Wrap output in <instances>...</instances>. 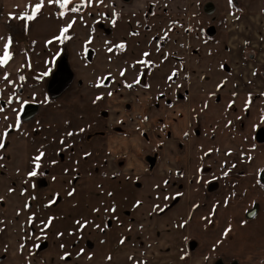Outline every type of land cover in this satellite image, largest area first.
Wrapping results in <instances>:
<instances>
[{"label":"rangeland","instance_id":"rangeland-1","mask_svg":"<svg viewBox=\"0 0 264 264\" xmlns=\"http://www.w3.org/2000/svg\"><path fill=\"white\" fill-rule=\"evenodd\" d=\"M207 4L213 6V13ZM90 9L76 12L69 22L40 18L15 35L19 53L32 55H27L26 71L46 69L57 47L68 46L76 80L64 107L53 113L52 129L44 126L32 132L30 121L15 130L17 103L35 100L39 81L36 85L25 82V92L18 100L17 95L0 98V133L7 129L10 140L7 147L0 148V264H187V259L189 264L190 260L207 261L218 256L241 264L264 263V187L257 183L258 171L264 167V139L257 140L260 128L264 131V98L251 97L246 108L249 96L233 95L235 89L241 91L245 78L264 89V78L254 75L253 68L242 78L244 69L236 72V66L231 73V65L226 64L234 66L248 44L261 51L260 60L264 61V0H161L157 13L148 20L143 12L116 11L111 5L103 15L100 9ZM237 10H244V15L238 18ZM69 23L72 27L64 33L68 38L54 39ZM210 24L215 25L216 32L210 34L215 36L206 38L203 30ZM121 43L123 48L118 47ZM167 50L170 55L163 52ZM145 52L150 55L143 56ZM174 55H182L183 63L168 59L163 64ZM138 61L157 65L149 76L147 93L146 63ZM172 72L177 75L172 76ZM142 80L145 84L140 86ZM180 80L179 89L172 90L173 85L160 98L163 84ZM131 83L136 84L135 89L143 88L128 90L133 89L127 86ZM219 83L224 90L216 88ZM102 88L114 95L105 104L104 99L92 104L86 96L97 95ZM190 90L193 98L168 112V121L182 123L183 129L188 110L193 121L189 138L183 139V147L175 152V163L167 154L162 158L165 163L151 168L147 164L146 169L142 159L152 144L143 152L134 149L146 140L141 135L132 150L144 168L127 169L129 162L124 155L113 163L117 155H108L106 150L107 143L115 140L96 134L105 117L118 124V129L103 126V133L123 130L124 146L117 147L123 151L146 125L156 134L162 131L158 119L165 99L183 101L192 94ZM40 95L38 101L42 100ZM134 97L140 98L135 101ZM155 97L158 100L146 107ZM9 99L15 100L12 107ZM148 108L151 119H144ZM137 113L142 116L139 120ZM95 116L103 118L90 122ZM63 124L67 137L64 150L60 149ZM197 125L201 133L196 137L193 129ZM156 149L164 150V144ZM40 151L45 156L37 168L33 160ZM60 151L64 152L62 158ZM158 151L152 154L155 159ZM104 164L106 168L99 170ZM30 171L37 175L29 177ZM255 200L261 201L262 210L256 219L248 221L244 212ZM137 201L141 203L137 205ZM84 222L87 224L82 228ZM192 240L197 242L194 250L190 248Z\"/></svg>","mask_w":264,"mask_h":264},{"label":"flooded vegetation","instance_id":"flooded-vegetation-1","mask_svg":"<svg viewBox=\"0 0 264 264\" xmlns=\"http://www.w3.org/2000/svg\"><path fill=\"white\" fill-rule=\"evenodd\" d=\"M161 0H111V3L109 2V5L112 6L113 9H116V11H121V12H124L125 10H136V11H139V12H143L145 15H146V20L148 19H151L152 16H154L156 13H157V7L159 5V2ZM87 3V0H73V2L68 6V9L72 8V7H79V11L78 12H82L84 13V11H87V10H91L90 9V6L89 4H86ZM136 6V8L134 7ZM210 6L212 8H210ZM139 8V9H137ZM208 10L210 9L209 12L213 13V11L215 10L213 8V6L211 4H207V7H206ZM205 8V9H206ZM235 10L239 7H234ZM206 9V10H207ZM63 11L66 12V14L63 16H67L69 14H72V16L76 17V12L73 13L71 12L70 10H66L64 9ZM242 10H237L238 14V18H239V15L243 14V12H240ZM102 15L105 13V11L101 12ZM131 13H134L133 11H131ZM138 13V12H136ZM236 15V14H234ZM250 16V15H248ZM226 20L228 21V24L229 23V17H226ZM68 22H69V19H68ZM242 22V21H241ZM228 31H232V29H228ZM211 32H216V28H215V25L214 24H210L207 28H205L203 30V34L206 36V38H210V37H214L215 35H210ZM264 33V32H263ZM62 39L64 40V38L62 37ZM66 43V41H65ZM65 45V44H63ZM161 47L163 50H165V46L163 43H160ZM230 46H231V41H230ZM262 46H264V43L262 44ZM227 44L225 45V48H227ZM229 48V47H228ZM239 49V48H238ZM258 48H256L254 45L252 44H248V46L244 47L242 49V58H236L234 61L236 62V64L233 66V64H229V62H226V64L229 67L230 69V72L232 73L233 70L232 68L234 67L235 69L236 66L238 67V69L236 70V72L238 71H242V69H244L242 72H241V77L242 78H245V75L244 74H247V72H249V70H252V73L255 72V74H257L258 76L264 78V65L262 64V62L264 61H261L260 60V54H261V51L258 53ZM164 53H166L167 55H170L168 50L167 51H163ZM53 53H57L55 56H53L52 58V63L49 65V67H47L46 69H42V68H33V69H29L26 71L24 67V70L22 72V74L20 76H18V81L16 82V84L14 85L15 89L11 92H8L6 95V98H11L13 97V95H17V98L15 100H18V96L20 94H23L25 91H24V88L25 87V82H29V83H34L35 85L38 84V81L40 82V85H36V87H38V89L40 90V92H35L34 96L36 97L35 100H26L27 103H24L25 101L23 100H20L17 105L19 106V109H17V113L19 115V118H20V126L19 128L22 126V124H25L27 122H32L33 125L31 126V129H32V132L34 131H38L39 129L43 130V127L44 126H47L48 128L52 129V125H51V118H53L54 116H56L55 114H53L54 112H58L60 110V108H63L64 107V103L67 102L66 97H67V94L68 92L70 91V89L74 86L75 84V80H76V75H75V72L74 70L72 69V62H73V57L71 55V49H68V46H65V47H57V51L56 52H53ZM31 53H27L24 58H25V66H26V61H27V64H29V56L27 57V55ZM166 55V56H167ZM176 56V58L174 57ZM173 57L170 56L169 58H167L163 64H166L169 60L168 59H171L173 61H176L178 60V64L179 62H182L183 63V60L181 58L182 55H174ZM32 57V55H31ZM164 57V56H163ZM257 61V62H256ZM256 62V63H254ZM181 63V64H182ZM185 65V64H184ZM182 66V65H180ZM157 68V65L154 64V62H151V63H146V93L148 92L147 89H149L150 91V85L148 83L149 81V76L151 75V72H153V69L155 70ZM150 69V70H149ZM48 73L47 75H44V73ZM173 73V72H172ZM177 73V72H176ZM24 77V79H20V77ZM74 76V80L68 85V83L70 82V78ZM144 77V76H143ZM32 81V82H31ZM142 84L140 86H143L145 83H143V80L141 81ZM245 84H242L240 86L241 91L239 90H234L233 92L235 94L238 95V93H243L245 95H251V97H256V98H259V97H263L264 98V89H259L256 84V82L252 83V82H248V79L245 78ZM147 83H148V87H147ZM181 80L179 82H176L175 84H172L171 82H166L165 84L162 85L160 91L161 93L162 92H166L167 90H171L172 86L174 85L175 88H173L172 90L174 89H179V88H176V86L180 85ZM132 85V88L133 89H128V90H134V91H137L139 90L140 88H143V87H140L139 89H135L134 87L136 86V84L134 83H131ZM218 85H222L221 83H219ZM217 85V86H218ZM225 85V83H224ZM216 86V88H218ZM43 87V88H42ZM222 89L220 90H224L223 88V85L221 86ZM220 88V87H219ZM105 88H102V89H98L99 90V93L97 95H101L102 96V100L104 99V104L106 103V101L108 100V97H111V95H114V93H112L110 96L108 94H106L103 90ZM118 90V89H117ZM119 91V90H118ZM183 92H187L186 90H184ZM189 92L192 93V90H190ZM122 92H119V97L121 95ZM42 94V100L41 101H38V97ZM106 94V96H104ZM117 94V91L116 93ZM97 95H93V96H86L87 98L90 99L91 103L92 104H95L97 103L98 104V101L94 98L96 97ZM151 95V94H150ZM165 94L162 93L160 94V98L164 96ZM217 95V94H216ZM4 95H2L0 98H4L3 97ZM118 96V95H117ZM178 96V94H177ZM193 98V93L192 94H189V95H186L185 100L183 101H180V102H174L175 100H169V99H165V107L164 109L165 112H164V109H163V112H160L161 114H159V119L158 117H156L159 122H162L161 124V127H162V131L158 132V134L155 133V131L153 130H142L140 131L141 132V137L144 139V137H146V142L147 143H151L152 144V147L150 148V150L146 153V156L145 157H148V160H146L147 164H148V168H151V165H155V164H159V163H165V160H162V158H165L167 154H169L170 156V159H168L171 163H175L176 162V158L178 155L175 154V152H177V149L179 150L180 148L183 147V144H182V140H187L190 136V133L192 132V128H193V125H191V122H193L189 116V110H188V115H187V126L185 129L181 128V125L182 123H178L177 121L175 122H169L168 121V112L171 110V109H174L175 108V105L176 104H185L187 101H189L188 98ZM105 97V98H104ZM216 97H221V95H217ZM140 98V97H134V100L137 101V99ZM12 101V103H10L11 107L13 106V103L15 102ZM155 100H158V98H153L151 100V102H148L146 103V107H150V105L152 104L153 101ZM95 101V102H94ZM36 104V108H37V112L34 116H32V118L30 119H23V111H24V108L27 104ZM127 106V105H126ZM177 106V105H176ZM181 106V105H179ZM122 107H125L124 105H122ZM128 107V106H127ZM7 108V107H5ZM150 108H148L146 110V113L147 114H144L143 115V118L145 119V117H147L148 119H151V114L148 113V110ZM160 110V108H159ZM65 109H63V113H62V119L64 120L66 118V116H64L63 114L65 113ZM138 117L136 116V118L139 120L140 119V113H137ZM181 113H178V117H181ZM101 116H95V117H91V120L90 122H96L97 120H99ZM142 117V116H141ZM103 118V117H101ZM175 118V116L173 117ZM89 119V117H88ZM111 118H108V117H105L104 118V121L102 122L100 128H99V131L101 130V132H96L99 133L98 135H101L103 139H107V138H111V136L115 133H112V134H108L107 132L103 133V129L105 127H110V129L114 128L115 125H118V124H113V123H110L109 120ZM143 119V120H144ZM146 121V120H144ZM201 119L197 117L196 119V122L197 123H200ZM87 126H89V123H86ZM117 129H118V126H115ZM261 127V126H260ZM198 125L194 127L193 131L194 133L196 134V137L197 135H199L201 133V131L198 129ZM9 129H13V128H9ZM18 129L17 127L15 128V130ZM65 129H66V125L63 124V137L66 136L65 135ZM86 129V128H85ZM85 129H84V133H85ZM120 131V130H118ZM165 131H166V135L165 136ZM27 132V129L22 132L20 131L17 135H22L24 133ZM120 132H123V130H121ZM182 133L181 137H179V134ZM9 133V132H8ZM11 133H15V131H12ZM95 133V132H94ZM187 133V135H185ZM163 137V138H162ZM202 137H204V135H202ZM21 138V136L19 137ZM165 139V140H164ZM264 139V131H263V128H260L258 134H257V140H263ZM64 140V143L62 145V148L60 149H65V147L67 146L66 143V140H67V137H64L63 138ZM145 140V139H144ZM153 140V141H152ZM161 142V143H160ZM10 143V140H8L7 138H5L4 140V147H7ZM59 143V142H58ZM164 144V147H165V152L164 150H160L158 151V149H156L159 145L161 144ZM107 145H109V143H107ZM3 147V148H4ZM1 148V149H3ZM109 148V146H108ZM110 150L111 148H109V150H106V154L109 155L110 153ZM158 151V158L155 159L154 157H152V154H154L155 152ZM59 156L62 158L64 156V152L60 151L59 152ZM122 156V155H120ZM119 156H116L115 158H113V163L116 161L114 159L118 158ZM62 160V159H61ZM178 165L179 167L181 166V161H179V164L177 163V170L179 172V169H178ZM106 166L105 164L104 165H101V167L99 168L100 169H105ZM261 170H264V167L260 168V170L258 171V180H260V183L259 185H264V171H261ZM215 183V182H213ZM264 187V186H262ZM231 201V200H230ZM257 205V212L256 214L254 215V217H251V218H248L247 217V213L250 211V210H253L255 208V206ZM262 210V203L261 201L259 200H255L250 206L249 208H247L245 210V218L250 221V220H254L258 217V215L260 214ZM255 213V212H254ZM197 245V242H195L194 240H192L190 242V248L191 250H194L193 246L196 247ZM215 260V264H241L235 260H232V261H227L225 259V256H218V257H213V262ZM188 261V259H187ZM264 264V263H262Z\"/></svg>","mask_w":264,"mask_h":264},{"label":"crops","instance_id":"crops-1","mask_svg":"<svg viewBox=\"0 0 264 264\" xmlns=\"http://www.w3.org/2000/svg\"><path fill=\"white\" fill-rule=\"evenodd\" d=\"M37 2H39V0H0V37L5 38L4 40H0V55H2L3 53V45L6 42L7 38L11 37L13 41L12 46L10 48V51L13 53V58L5 66H0V97L2 95H6L8 92H11L15 89L14 85L18 81V76L22 74L25 67L24 56L26 55V53H22V52L19 53V51L16 49L15 46V35L17 34V31L26 29L28 25L32 24V22L40 18H48L56 22L55 20L61 21L62 19H68V18L70 19L74 17L72 16V14H69L65 17H61L59 13L64 9H61L59 5H50L47 3V0H45L44 7L36 15L35 19L28 21L19 18L20 15L25 12L31 14L32 7ZM86 4H89L88 0ZM91 6L100 9L101 11H105V8L107 9V7L109 6V1L103 0V2L100 3L99 0H92ZM5 75L8 76V79H4ZM148 129L149 130L151 129V126L149 124L146 125V130ZM115 134H116L115 136H113L114 134L112 135L113 137L111 136V138L115 140V143H113L112 141L109 143V148H111L110 153L115 152V155L117 156L120 155L126 156L127 162H129V164L127 163V169L141 170L142 168H144L143 162L140 161V164L137 162L139 158L137 154L134 153V151L132 150V147H134V145H137V141H139L141 132L140 134H135L134 136H132L130 142L131 144L123 151L117 150V147L122 148V146H124L122 142H124L123 140L125 139L122 137V135H120L122 134L120 131H117V133ZM146 145H149V143H147L145 140L142 146L140 147L135 146L134 149H137V151H141L142 149L143 152V150L146 149ZM145 156L146 154H144L142 160L146 162ZM146 169H147V162H146ZM211 259L212 258H208L207 261L206 260L202 261V258H198L196 261L195 259L190 260L189 264H211L213 262V260ZM209 260H211L212 262ZM244 264H260V263L246 262Z\"/></svg>","mask_w":264,"mask_h":264},{"label":"snow or ice","instance_id":"snow-or-ice-1","mask_svg":"<svg viewBox=\"0 0 264 264\" xmlns=\"http://www.w3.org/2000/svg\"><path fill=\"white\" fill-rule=\"evenodd\" d=\"M72 2H73V0H47V3L50 4V5H59V7L61 9L70 10L73 13L78 12L80 10L79 7H72L70 9H68V6ZM88 2H89V4H91L92 3V0H88ZM99 2L102 3L103 0H99ZM229 2L231 3L232 0H229ZM44 5H45V0H39V2H37L32 7L31 14L25 12V13L21 14L19 18L22 19V20H28V21H31V20L35 19L36 18V15L41 11V9L44 7ZM65 14H66L65 11H61L59 13V15L61 17H63ZM73 23H74V21H73ZM113 23H115V21H113ZM70 27H72V23H69L66 27L62 28L61 29V33H60V36L59 37H55L54 39L59 40V39H61V37H63L64 39H67L68 37L64 36V33H66ZM4 39H5L4 37H0V40H4ZM12 43H13V41H12L11 37H8L7 40H6V42L3 45V53H2V55H0V66H5L13 58V53L10 51V48L12 46ZM48 43H51V41H49ZM118 47L123 48L124 47V44L121 43L120 45H118ZM109 51H111V49H109ZM149 55L150 54L147 53V52L143 53V56H145V57H147ZM138 63H151V62L150 61H138ZM221 67H223V65H221ZM47 74H48L47 72L44 73V75H47ZM123 74L124 73L122 72L121 75H123ZM253 74L255 75V73H253ZM175 75H177V73L176 72H173L172 73V76H175ZM172 76H169V79H172ZM4 79H8V76L5 75ZM20 79H24V77L21 76ZM136 83H139V80H137ZM97 86H99V85H97ZM127 86L129 88L132 87V85H127ZM221 86L222 85H218L217 87L219 88ZM109 95H111V93H109ZM233 95H235V93H233ZM100 99H102V97H100V96H97L96 97V100H100ZM11 102H12L11 99H9L8 103H11ZM24 103H27V101H25ZM250 103H251V95H249V99H248V101H246L245 107L247 108V106ZM206 106L207 105H205V107ZM229 107H231V104L229 105ZM0 111H3V108H0ZM5 119H7V117H5ZM145 119H147V117H145ZM229 123H231V122L229 121ZM19 126H20V119H19V116H18L17 117V123H16L15 127L19 128ZM11 127H13V126L12 125H9V128H11ZM80 131L82 132V131H84V129H80ZM7 135H8V130L7 129L3 133H0V148H3L4 147V139L7 137ZM68 135L71 136V135H73V133L69 132ZM185 135H187V133ZM61 143H64V141L61 140ZM85 155H88V154L86 153ZM44 156H45V153L43 151H40L39 154L34 157L33 163L35 164V166L37 168L40 166V163L39 162L42 160V158ZM52 163L55 164L56 161H52ZM233 167H234V165H233ZM261 171H264V170H261ZM36 175H37V172L36 171H30L28 173V176L29 177H33V176H36ZM224 175L227 176L228 175V172H224ZM164 183L167 184V181H165ZM257 183L259 184L260 183V180H257ZM261 186H264V185H261ZM9 191H12V189H9ZM69 195H72V193L70 192ZM177 195H180V194L177 193ZM165 199H167V197H165ZM140 203H141L140 201H137V205H139ZM26 207H27V205H26ZM156 207H159V206H156ZM111 210L112 211H115V207H113ZM162 210L163 209H161V211ZM95 211H98V209L95 210ZM252 215H255V213H252ZM51 219L52 218L49 219V223H51ZM77 223L80 224L79 221H77ZM86 224H87V222H84V224H82L81 227L83 228ZM183 226L184 225H180V227H183ZM45 227H47V225H45ZM97 227H99V226H97ZM229 231H230V228L229 229H225V235H227V233ZM60 235H62V234H60ZM121 243H124V241L121 240ZM61 247H63V245H61ZM82 251L83 250H81V252ZM68 255H69L68 253H65V256H68ZM63 258L64 257H62V259ZM108 259L110 260L111 257H108ZM130 259H131V257H130Z\"/></svg>","mask_w":264,"mask_h":264},{"label":"water","instance_id":"water-1","mask_svg":"<svg viewBox=\"0 0 264 264\" xmlns=\"http://www.w3.org/2000/svg\"><path fill=\"white\" fill-rule=\"evenodd\" d=\"M74 80V76H72L71 78H70V82L68 83V85L72 82ZM36 104H32V103H30V104H27L26 106H25V108H24V111H23V119L25 120H27V119H30V118H32V116H34L35 114H36V112H37V108H36ZM255 212V214H256V212H257V205L255 206V208L253 209V210H250L248 213H247V217L248 218H251V217H254V215H252V213H254ZM192 248V247H191Z\"/></svg>","mask_w":264,"mask_h":264}]
</instances>
